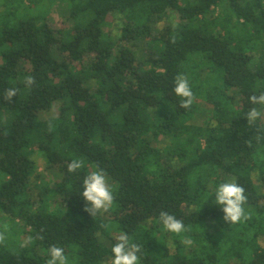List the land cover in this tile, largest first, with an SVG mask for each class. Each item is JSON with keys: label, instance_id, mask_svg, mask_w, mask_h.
<instances>
[{"label": "trees", "instance_id": "obj_1", "mask_svg": "<svg viewBox=\"0 0 264 264\" xmlns=\"http://www.w3.org/2000/svg\"><path fill=\"white\" fill-rule=\"evenodd\" d=\"M46 1L0 0V214L16 226L0 264H46L52 245L69 264H102L120 233L140 264H264V119L245 117L264 90V0ZM97 166L114 202L92 217L82 182ZM233 177L248 197L236 224L215 201ZM161 211L187 231L167 232Z\"/></svg>", "mask_w": 264, "mask_h": 264}, {"label": "clouds", "instance_id": "obj_2", "mask_svg": "<svg viewBox=\"0 0 264 264\" xmlns=\"http://www.w3.org/2000/svg\"><path fill=\"white\" fill-rule=\"evenodd\" d=\"M25 86L31 88L36 83L35 77L29 75L25 77ZM19 89L13 87L5 90L4 99L9 103L17 95ZM173 91L177 97H180V107L188 109L194 102V93L190 86V82L185 75L177 74L174 79ZM248 101L253 107L249 108L245 117L249 126H255L257 121L264 119V90L259 91V94H252L248 97ZM259 107H256V106ZM257 139H260L258 136ZM84 166L82 159H73L67 165V171L70 173L76 172ZM83 191L82 197L86 201L84 211L92 217L98 213L107 212L114 202V190L109 183L107 172L96 167L90 171L82 182ZM245 188L240 185L236 178H231L226 182L219 184L215 190L216 205L220 206L224 216L223 219L230 224L246 221L249 216L245 211V205L248 197L245 194ZM159 221L163 228L170 233L180 235L187 231L183 220L178 219L174 214L167 211L159 213ZM7 225L4 230L0 231V244L6 240ZM37 239H42V236H37ZM32 237L22 242L21 247H26L32 242ZM184 244H191V240L184 238ZM141 246L133 242L132 238L127 233H120L115 237V243L111 248L112 257L102 261V264H140ZM49 259L46 264H69L65 249L63 247L52 245L48 249Z\"/></svg>", "mask_w": 264, "mask_h": 264}, {"label": "rangeland", "instance_id": "obj_3", "mask_svg": "<svg viewBox=\"0 0 264 264\" xmlns=\"http://www.w3.org/2000/svg\"><path fill=\"white\" fill-rule=\"evenodd\" d=\"M46 2H47V4H45V6H44L45 8H48V7L52 6V5H56V4L59 3V2L56 3V1L54 2V0H48ZM45 8H41V10H47ZM31 10H32V12L38 13V10L36 8H31ZM61 10L66 11V7L65 6L59 7L58 10H56V11L53 8L52 11L49 12V14L51 15V20L53 21V25H54V27H57V28L60 27L61 21H62V18H63V13H65V12L62 13ZM1 11H4L3 7H0V12ZM156 24L157 25L155 27H158L160 29L161 26H163L165 23L163 21H159ZM113 34L116 35V32H114ZM37 161H38L39 167L42 170L45 167L44 159L40 157ZM5 225H7V231H8L9 234H11V232H10V230H12L11 227H16L9 220H7L2 214H0V231L4 230V226ZM12 236L13 235H11L10 238H12Z\"/></svg>", "mask_w": 264, "mask_h": 264}]
</instances>
